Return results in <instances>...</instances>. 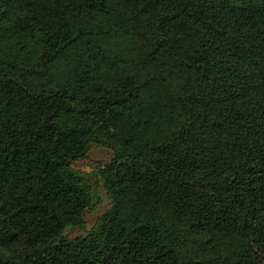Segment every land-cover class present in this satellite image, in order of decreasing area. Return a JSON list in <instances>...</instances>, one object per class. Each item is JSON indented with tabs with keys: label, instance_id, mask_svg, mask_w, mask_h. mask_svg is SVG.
I'll list each match as a JSON object with an SVG mask.
<instances>
[{
	"label": "trees",
	"instance_id": "obj_1",
	"mask_svg": "<svg viewBox=\"0 0 264 264\" xmlns=\"http://www.w3.org/2000/svg\"><path fill=\"white\" fill-rule=\"evenodd\" d=\"M0 264H264V0H0Z\"/></svg>",
	"mask_w": 264,
	"mask_h": 264
},
{
	"label": "rangeland",
	"instance_id": "obj_2",
	"mask_svg": "<svg viewBox=\"0 0 264 264\" xmlns=\"http://www.w3.org/2000/svg\"><path fill=\"white\" fill-rule=\"evenodd\" d=\"M112 156L113 151L109 147L91 144L85 157L73 161V166L78 168L81 174L91 181L92 185H96V194L99 197V201L93 209L84 216V225L87 229L93 227L98 222V218L111 206V200L106 194L102 181L98 176V170L108 163ZM78 234L79 231L77 229L70 232L71 237Z\"/></svg>",
	"mask_w": 264,
	"mask_h": 264
}]
</instances>
